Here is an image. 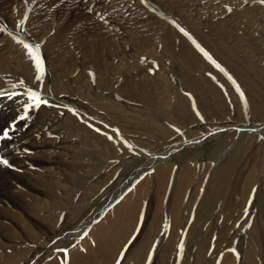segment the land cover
<instances>
[{"label":"rangeland","instance_id":"rangeland-1","mask_svg":"<svg viewBox=\"0 0 264 264\" xmlns=\"http://www.w3.org/2000/svg\"><path fill=\"white\" fill-rule=\"evenodd\" d=\"M32 1L16 0V3L14 0H0V26H3L1 19L3 18L1 17L2 6H6L3 12L6 18L10 15L12 17L11 20L14 22V18L20 14L18 10L23 12V8H26ZM96 1L60 0V3L68 5L66 8L79 6V8L77 7V11L82 12L79 14L81 18L93 17L94 15L97 16L104 13L108 14H104V16L106 15L110 18L111 8L109 9L107 2L117 5L114 8V12L116 13L114 17L121 19L123 22L114 20L110 23L119 26V31L121 32L117 31V35L120 36L121 34V38L127 40L123 43L124 40L115 38L116 35L113 37L107 35L106 38L114 39V41H111L113 51H109V53L105 52L107 57L102 53L95 57L97 58L95 61L98 60L104 63V65H106V62L110 63L109 67L103 66L104 72H99L106 76L105 78H101L102 82L100 81L101 79L97 80L95 68L98 63H92V58L94 57L92 53V56L87 55L88 58L90 57L89 59H85L82 56L84 51L82 49L87 46L89 41H92L89 39L93 38L90 36L93 32L89 30L94 27V24L91 23L93 21L88 23L87 32L79 33L80 37L71 33V36L76 37L72 41H67V44L66 41L65 43L59 41V38L54 37L52 33L49 34L45 41L42 39L43 35L41 33L46 32V28H54L55 22L53 17L57 22H60L62 17H64V15L51 16L54 10L53 2L57 4L58 0H50L49 4L38 3L33 8V14L30 16L29 13H31L33 5H28L29 10L27 7V11L21 18L29 16L30 19H33L29 23L31 25L28 24L26 26L27 22L23 20L24 23H20V26L13 27L11 24L8 25L10 27L3 26L5 30H8L6 32L12 36L10 40H6L8 42L7 45L5 42H0V58L2 59L0 60V87L12 85L10 81L12 78L15 79L13 80L14 82L23 80L24 84L21 85L22 88L19 90L22 93L28 91V89H23L27 85L29 87L31 85L37 91L50 93V88L52 87V83H54V76H56L57 90L61 88L60 90L62 91L61 95L56 96L57 99L63 97L72 98L73 100L77 99L78 97L63 95L65 94L64 91L70 93V90L77 96L78 90H76V87L80 84L70 82V77H74V75L62 72L56 66H51L52 61L47 60L50 57H46L44 52V48L52 52L49 45H58L56 49H58L57 52L59 53L55 54V58L58 61L73 59L79 65L83 61L87 62L84 74L89 76L88 86L85 87L89 96L86 110L88 115L86 117L81 115L79 111L80 106L75 103L69 109L73 117L72 115L66 116L62 113L59 119L56 117L54 120L39 122L38 117L43 113L40 112L43 111V105L39 108L33 107L34 109L31 108L30 110V108H27V104L30 102L25 101L27 98L7 99L8 104L6 105L5 103L7 102L0 103V112L4 120L9 119L10 115L14 113L17 114L18 111L20 113L17 116L18 118L16 117V121L13 119L15 123L12 120L9 121L11 123L10 127L13 130L17 129L23 122H27L26 126L28 127H26V130H30L33 125L39 130H44L46 124L49 125L48 123L52 122L55 128L57 127L58 130L64 132L65 135H61L65 136L64 139L60 138L62 141L69 138L75 139L81 148L89 149V151L87 150L82 155L81 162L75 160V165L78 168L67 163L68 160L55 165L63 173V179L60 181L61 185L62 183L63 185L59 189L60 191L67 190L68 194L59 192V196L54 197L50 194L51 189L46 188L43 191L40 201L45 204L41 215L44 221H40L41 219L38 220V218L30 220L29 230L20 229V223L15 224L13 222L21 231L17 229L20 232L18 235H23L20 239L16 238V235L12 239L16 238V244L21 242L20 245L27 246L34 252L29 254V258L23 264H33L34 260L40 259L37 256L39 255L38 252L41 253V257H46L51 253L52 248L59 247L71 251L67 255V264H117L118 259H120V264H264V162H262L264 160V150L261 147V142H264V132L258 129L256 131L248 129L249 127H261V129L264 127V19H261V16L264 17V4L263 6L259 5L261 4L260 0H182L181 3L179 0H170V3L165 0H137V2H135L136 0H127L129 2H123L122 0H107L106 2V0H100V7L95 9ZM40 2H44V0H40ZM128 3L129 5H127ZM136 3L139 4L137 5ZM180 4L182 6L180 7L181 12L178 8ZM133 5H137V7L135 8ZM254 8L259 12H254ZM105 9L109 12H105ZM127 12L128 15H124ZM137 13H140V15ZM132 14L134 17L131 16ZM252 14H255L257 17L260 16L262 22L257 23L256 18ZM150 16L153 18H150ZM185 18L188 22L195 25L197 28L196 32H192L182 22ZM102 20L106 25L105 20ZM141 21L144 22L142 23ZM131 24L134 26L136 24V28L138 29ZM122 25L123 27L126 26L123 28L121 27ZM181 29L184 31H181ZM60 30L63 31L64 27L60 28ZM129 35L131 36L129 37ZM136 35L139 36L137 37ZM21 36L27 44L33 46L40 44V47L41 45L44 47L43 49L40 48V54L44 61V75L40 81L36 80L34 63L26 55V49H23V44L19 43L22 40ZM155 36L159 37L156 38ZM164 36L167 37L164 38ZM39 39L42 40L40 41ZM135 40L137 42H133ZM86 41L88 43L84 44ZM197 44L212 57V60L204 56L203 52L197 48ZM64 45L74 52L73 56L66 55V57L59 51L60 47ZM118 45L122 46L123 50ZM20 46H22L21 50L18 49ZM78 46H80V51L76 49ZM22 50L24 51L22 52ZM183 51L188 52V58L181 55ZM16 58L22 63L27 60L26 68L24 73L20 72L22 75L17 76L18 78H10V75H17L19 71L16 66ZM191 59L195 63L189 62ZM217 64L220 66L219 68L216 66ZM138 69L141 70L143 75L141 78L134 77V73L136 71L138 73ZM4 70L7 72H3ZM138 75L140 74L138 73ZM99 81L100 83H98ZM245 86H251V90H248ZM123 88L125 90L131 88L136 92L141 90L140 92H146L148 96L137 97L134 94L126 95L120 92ZM241 92L243 96H241ZM55 94V90L50 93L51 98ZM93 96L97 100L99 98V101L94 102L96 99ZM11 98L13 99L14 97ZM92 98L94 100H91ZM63 105L66 108L67 106L68 108L70 107L68 104ZM52 109H56L55 111L61 113L63 107L59 103L58 105L54 103ZM136 115L138 116L137 119L134 118ZM21 117H24V119L21 120ZM83 122L87 124L88 129L86 126L83 127ZM225 125L231 129L234 126L240 128L238 129L239 131L237 129L228 131L229 134L225 135L224 141L222 140L223 143L221 142L219 146L216 145L214 147L215 141L221 139L217 134ZM5 127H8V125ZM241 128L243 129L241 130ZM97 129H99V134H97L98 131L94 132ZM4 131H7V129ZM35 132L37 134L43 133V131L36 130ZM210 132H213V140L208 139L207 142H199V138H203V136L208 135ZM257 133L262 134L263 138ZM0 135H2V130H0ZM256 136L258 137L256 139L257 142L253 139ZM80 138L82 141H80ZM4 139H0V147H2ZM98 141L100 143H97ZM186 142H194L198 146L189 147L187 150L183 149L179 152L181 149L180 145ZM9 143L11 144V142ZM87 144L89 145L86 146ZM171 147L172 149L169 151ZM191 151L193 155L188 157V152ZM1 154L2 150H0V157L3 156ZM154 156L158 160L151 164L150 162ZM3 157L6 159L5 156ZM232 158L235 164L238 163L240 169L246 163L250 164L251 162L249 167L254 166L253 172L251 171L248 183L245 182V184L243 183L245 176L241 174L243 177L241 180L243 181L238 191V203L236 207L230 206L231 209H226L223 213L219 211L218 215H212L214 219H210L209 221L207 219L211 216L210 213L214 214L213 212L218 209L220 204L219 191L222 190L226 182H224L223 175L241 177L240 170L234 168ZM189 160H192L190 165L201 166L205 163L206 168L202 169L203 172L201 170L200 173L192 177L191 185L197 179L195 181L197 182L195 186L196 190L193 189L192 191L191 185H184L183 183L185 189L188 187L191 190L187 189L182 201L175 205L176 210L174 213H176V216H174L176 218L172 216V222H170L171 212L169 208L171 207L168 204L169 197L167 198V194L172 185L170 181L175 167L172 168L171 178H169L170 180L167 185L164 183L167 176H163L162 182L158 181L157 175L153 173L154 167L158 165L159 161H161V164L171 166L173 164L178 165L177 162H184L186 165L188 164L186 161ZM99 163L100 165H98ZM184 164L182 163V165ZM68 165L72 167V170ZM217 165L220 167L219 171L216 168ZM148 173L150 179L149 188L145 190L144 187L142 189L143 192L141 191V202H139L138 206L136 224L134 229H132L134 232L131 233L132 235L125 232L124 234L127 233L125 236L123 233V236L116 234L118 238L112 237L109 241L114 248V255L112 254L110 257L109 255H105V253H100L96 245L90 243L89 239H87L88 236H84L81 239L82 244L88 246H85V250H80L78 247L76 249L78 241H74L73 243L66 241L68 234L83 232L80 231L84 229L85 220L89 226L93 225L94 219H98L106 207V212H108L112 207L118 205L121 199L127 198L128 195L130 196L133 186L135 187L139 184ZM89 174H91L90 181L92 180L90 184L94 183L97 177L103 176L109 179L107 184L103 186L107 188L104 190L102 187L103 189L96 196L93 195V197H89L92 189H88L87 185L82 186L83 183L89 185L87 181ZM128 186L131 189L128 190ZM158 186H165V188L162 187L164 188L162 190L164 193L159 204L156 203L158 202L156 196L158 195ZM191 193L192 196L190 197ZM119 196L121 197L117 198V200L116 197ZM52 210L56 216L55 225L50 215ZM133 215L134 213L131 214V216ZM144 218H146L145 222L143 221ZM179 221L180 224H178ZM213 222L219 233L217 231L215 232V237L214 235L210 237V243L208 244L207 241L206 244L207 250H205L204 255L199 256V239L205 235L203 232L209 226V223L210 228L213 229ZM53 225L55 229L60 226L63 227L62 231L58 232V235L55 237L53 235L47 236L48 232L46 229L50 231L49 228L45 230L36 228L37 226L53 227ZM179 229L181 230L179 231ZM201 233L203 235L200 236ZM113 243L118 247V251ZM121 243H124V245ZM181 244H183L182 250L179 248ZM215 245L218 246L214 247ZM89 248L91 249L89 250ZM221 250L222 252H220ZM216 251H218V254H216ZM58 252L62 253L63 251ZM122 252L124 253L123 259H121ZM212 252H215V254ZM60 253H58V260H61L64 264L65 255H60ZM51 256V259L55 258L53 252ZM211 256L213 259L210 258ZM74 257L76 258L74 259ZM202 261L206 262L203 263Z\"/></svg>","mask_w":264,"mask_h":264},{"label":"bare ground","instance_id":"bare-ground-1","mask_svg":"<svg viewBox=\"0 0 264 264\" xmlns=\"http://www.w3.org/2000/svg\"><path fill=\"white\" fill-rule=\"evenodd\" d=\"M12 1V0H11ZM16 2V0H14ZM49 1L50 0H44V2H40V0H33L32 2H30L28 5H33L32 8H31V13H29V16L31 14H33V8L36 7V5L38 3H45V4H49ZM59 2L56 4L55 2H53L54 6V10H53V15L51 16H58V15H64V17H62V21L60 20V22L57 20L55 21L54 17H53V20L55 22V25H54V28H51L52 29H48L46 28L44 33H41V35H43V38L44 41L45 39L49 36L50 33H52V35L54 37H57L59 38V41H63L65 43L66 41V44H67V41H72L73 38H75L76 36H81L79 33H85L87 32V27H88V23L91 22L92 24H94V27L92 29H89V30H92V34L90 36H92L93 38L89 39V40H92V41H86L84 42L85 43H88L87 46L82 49L84 50L83 51V58H88L87 55H90V56H94L92 58V63H98L100 61H95L98 56V54L101 55L104 54L105 57L106 53H109V51H113V48H111V46L113 47V44L111 41H114V39H109V38H106L107 35H109L110 37H113L116 35L115 38H121V34L120 36L117 35V31L120 30V27L117 26V25H112L110 22H113L114 20L115 21H122L121 19L119 18H115L114 15L116 14L114 11V8L117 6L116 4H112L111 2L108 3L107 0V4H109V9L111 8L110 10V18H108V16H104V14H107V13H104V14H98L97 16H95V18L93 17H87V18H81L80 17V11H77V7L79 8V6H75V8L73 6L71 7H67L68 5H63L60 3V0H58ZM99 1L100 0H97V4L95 6V9L96 8H99L100 5H99ZM109 1V0H108ZM123 2H126L127 0H122ZM143 1V0H142ZM166 2L170 3V0H165ZM182 0H179V2L181 3ZM225 1V0H224ZM232 1V0H231ZM235 1V0H234ZM259 1V0H257ZM129 2V1H127ZM137 2V0L135 1ZM193 2V1H192ZM247 2V1H246ZM9 3V2H8ZM17 3V2H16ZM22 3V2H21ZM89 3V1H88ZM140 3V2H139ZM139 3H136L137 5ZM146 3V2H145ZM232 3V2H231ZM240 3V1H239ZM1 4V2H0ZM23 4V3H22ZM123 4V3H121ZM132 4V3H131ZM4 5V4H3ZM27 5V7H28ZM89 5V4H88ZM92 5V4H91ZM129 5V3L127 4ZM137 5H133L135 6V8L137 7ZM146 5V4H145ZM191 5V4H190ZM195 5V4H194ZM212 5V4H211ZM233 5V4H231ZM261 6H263V4H259ZM125 6V5H124ZM193 6V5H192ZM236 6V5H235ZM1 7V6H0ZM27 7L26 8H23V12L18 10V13L20 12L19 15H17L15 18H14V22L11 20L12 17H10V15H8V18H6V16L4 15V10L6 9V6H2V15L1 18L2 19V23H3V26L6 27L8 25H12L13 27H16V26H20V22L18 21H21V20H26L27 24L26 26L31 23V21L33 19H30L29 16H27V18H21V16L27 11ZM92 7V6H91ZM132 7V5H131ZM181 4L178 6V8L180 9ZM190 7V6H189ZM188 7V8H189ZM45 8V7H44ZM130 8V7H129ZM134 8V7H133ZM132 8V9H133ZM141 8V7H140ZM131 9V8H130ZM28 10H29V7H28ZM215 10V9H214ZM1 11V9H0ZM45 11V10H44ZM97 11V10H96ZM259 12L256 8H254V12ZM105 12H109V11H106L105 9ZM129 12V11H128ZM128 12L125 13L124 15H128ZM148 12V11H147ZM180 12H181V9H180ZM17 13V12H16ZM103 13V12H101ZM133 13V12H131ZM135 13V11H134ZM133 13V14H134ZM133 14L131 16H133ZM138 14V13H137ZM136 14V15H137ZM146 14V12H145ZM108 15V14H107ZM135 15V16H136ZM140 15V13L138 14ZM149 15H151L149 13ZM148 15V16H149ZM264 15V13H263ZM34 16V15H33ZM40 16V15H39ZM130 16V15H129ZM130 16V17H131ZM147 16V15H146ZM153 16V15H152ZM150 16V18L152 17ZM253 17L256 18L257 20V23L258 22H262L261 19H264L263 16H261V19H260V16H256L255 14H252ZM43 17V16H42ZM134 17V16H133ZM141 18V16H139ZM35 18V17H34ZM132 18V17H131ZM136 18V17H135ZM153 18V17H152ZM8 19V20H7ZM51 19V18H50ZM78 19V20H77ZM104 19L105 22H106V25L104 24V21L102 20ZM59 20V19H58ZM85 20V21H84ZM131 20V19H130ZM134 20V18H133ZM136 20V19H135ZM152 20V19H151ZM150 20V21H151ZM160 20V19H159ZM40 21V20H39ZM117 21V22H118ZM132 21V20H131ZM140 21V20H139ZM157 21V20H156ZM50 22V21H49ZM123 22V21H122ZM135 22V21H134ZM132 22V23H134ZM136 22H138L136 20ZM142 22V21H141ZM144 22V21H143ZM142 22V23H143ZM148 22V21H146ZM145 22V23H146ZM154 22V21H153ZM190 30H192V32H196V27L193 23H190L186 20H183L182 21ZM90 23V24H91ZM130 23V22H129ZM139 23V22H138ZM144 23V24H145ZM43 24V23H42ZM118 24V23H117ZM140 24V23H139ZM147 24V23H146ZM145 24V25H146ZM149 24V23H148ZM159 24V23H158ZM261 24V23H260ZM31 25V24H29ZM36 25V24H35ZM44 25V24H43ZM42 25V26H43ZM47 25V24H46ZM45 25V26H46ZM50 25V24H49ZM127 25V24H126ZM125 25V26H126ZM132 25V24H131ZM143 25V24H142ZM143 25V26H145ZM152 25V24H151ZM3 26H0V29H2V31H0V42H5L6 45H7V41L6 40H10L11 39V36L9 35V33H7L6 31L8 30H5L3 28ZM38 27V25H36ZM124 26V27H125ZM133 27L136 28V24L135 26L132 25ZM147 26V25H146ZM156 26V24H155ZM10 27V26H8ZM7 27V28H8ZM35 27V26H34ZM33 27V28H34ZM64 27V30L61 31L60 28ZM114 29H113V28ZM123 27V25L121 26ZM123 27V28H124ZM138 27V26H137ZM148 27V26H147ZM157 27V26H156ZM160 27V26H158ZM146 28V27H145ZM164 28V26H163ZM138 29V28H136ZM32 30V28H31ZM133 30V28H132ZM156 30V29H155ZM161 30V29H160ZM129 31V29H128ZM127 31V33H128ZM137 31V30H135ZM158 31V30H156ZM16 32V31H15ZM35 32V31H34ZM43 32V31H42ZM121 32V31H119ZM118 32V33H119ZM144 32V31H142ZM141 32V34H142ZM73 33L75 34L76 36H71L70 34ZM138 33V32H137ZM146 33V32H145ZM148 33V32H147ZM158 33V32H157ZM79 34V35H78ZM129 34V33H128ZM131 34V33H130ZM136 34V33H135ZM140 34V33H139ZM156 34V33H154ZM152 34V35H154ZM45 35V36H44ZM159 35V34H158ZM89 36V35H88ZM131 35H129L130 37ZM133 36V35H132ZM137 37L139 35H136ZM136 36H135V39H136ZM143 36V35H142ZM147 36V35H146ZM84 37V36H82ZM123 37V36H122ZM145 37V36H144ZM156 38L159 37V36H155ZM167 37V36H164V38ZM20 38V37H19ZM89 38V37H88ZM126 38H128L126 36ZM162 38V39H164ZM21 39L23 40V37L21 36ZM41 39V40H42ZM122 39V38H121ZM131 39V38H130ZM149 39V38H148ZM147 39V40H148ZM40 40V39H39ZM40 40V41H41ZM77 40V39H76ZM124 40V39H122ZM127 40V39H126ZM124 40L123 43L126 41ZM159 40H161L159 38ZM24 41V40H23ZM43 41V43H44ZM58 41V40H57ZM83 41V40H82ZM119 41V40H118ZM116 42V40H115ZM113 42V43H115ZM133 42H137V40L133 41ZM139 42V41H138ZM10 43V42H9ZM25 43V42H24ZM42 43V44H43ZM61 43V42H60ZM59 43V44H60ZM166 43V41H165ZM2 44V43H1ZM58 44V43H57ZM69 44V43H68ZM75 44V43H74ZM140 44V43H139ZM5 45V46H6ZM40 45V44H38ZM70 45V44H69ZM116 45V44H115ZM121 45V44H120ZM118 45L119 47H121L122 49V46ZM166 45V44H165ZM9 46V45H8ZM12 46V45H11ZM19 46V45H18ZM45 46V45H44ZM50 49L52 50V52L50 50H48L47 48L45 49L43 47V45H41L40 48H44V52H45V56L46 57H50V59H47L51 62V66H56L58 69H60L62 72H67L68 74H72L74 75V77H70V82L71 83H78L80 85H77V89L78 90V93H77V96L74 95L70 90L68 92L64 91L65 94L63 95H69L70 97H78L77 99L73 100L72 98H61V99H57V95H61V88L59 90H57V85H56V81L55 79L57 78L56 76H54V83H52V87L50 88L51 89V92L52 93L54 90L56 91V94L55 95H52V98H51V95L49 92L45 93V91H38L41 95L42 98L44 99H47L48 100V104L47 105H43L42 106V109L43 111H40V112H43L39 115V122H47V120H54V118L57 117V119H59L61 116H62V113H64V115L68 116V115H72L73 117V114L71 111H69V109L71 108V106H73V104L77 103L78 106H80L79 108V111L81 112V115L83 117H86V115H88L86 113V110H87V101H89V96L87 95V89L85 88L86 86H88V82H89V76L88 75H85V67L87 66V62L83 61L81 62V64L79 65V63L77 61H73V59H70V58H67V59H70V60H67V61H58L56 58H55V54L56 53H59L57 52L58 49H56V47L58 45H49ZM61 46V44H60ZM81 46V45H80ZM76 47V49H78L79 51L81 50L79 47ZM168 46V45H167ZM4 47V46H3ZM22 46H20L18 49H20ZM107 47V48H106ZM136 47V46H135ZM166 47V46H165ZM7 48V47H6ZM17 48V47H16ZM61 49H59V51H61L65 56L66 55H71L73 56V53L72 50L70 48H68L67 46H63V47H60ZM118 48V47H117ZM116 48V49H117ZM23 49L25 50V48L23 47ZM90 49V50H89ZM21 50V49H20ZM22 50V52L24 51ZM55 50V51H54ZM115 50V49H114ZM123 50V49H122ZM179 52V51H178ZM185 52V53H183ZM181 53V55L185 56L188 58V52L187 51H183ZM17 53V52H16ZM27 53V52H26ZM92 53V55H91ZM125 53V52H124ZM123 53V55H124ZM7 54V53H6ZM51 54V55H50ZM97 54V55H96ZM121 54V53H120ZM150 54V53H149ZM27 55V54H26ZM48 55V56H47ZM96 55V56H95ZM122 55V54H121ZM120 55V56H121ZM63 56V55H62ZM70 56V57H71ZM59 57V56H58ZM67 57V56H66ZM184 57V58H185ZM27 59V58H26ZM102 59V57H101ZM220 59V58H218ZM0 60H2L0 58ZM21 60V59H20ZM65 60V59H64ZM103 60V59H102ZM184 60V59H183ZM8 61V60H7ZM11 61V60H10ZM80 61V60H78ZM2 62V61H1ZM27 62V60H26ZM26 62H21L19 61V59L16 58V66L18 67V74L17 75H10L9 77H17V76H20L22 74H20V72H23L24 73V70L26 68ZM189 62L191 63H195L192 59L189 60ZM116 63V62H115ZM96 65L97 67L95 68V73H96V76H97V80L98 79H101V78H105L106 76L104 74H101L99 72H104V67L103 66H108L110 65V63L108 64L106 62V65H104V63L100 62L99 65ZM119 64V62H118ZM264 64V63H263ZM115 65V64H114ZM193 65V64H192ZM148 67V66H147ZM113 68V67H112ZM136 68V67H135ZM0 69H1V66H0ZM106 69V68H105ZM27 70V69H26ZM119 70V69H117ZM147 70V69H146ZM1 71V70H0ZM35 71V70H34ZM54 71V70H53ZM75 71H77L76 73H74ZM134 71V70H133ZM136 71V70H135ZM3 72H7L6 70H4ZM55 73V71H54ZM138 73L141 75H138ZM138 73L137 71L134 73V77L135 78H141L143 75L141 73V70L138 69ZM6 74V73H5ZM35 74V73H34ZM87 74V73H86ZM152 75V74H151ZM150 75V76H151ZM140 76V77H139ZM22 77V76H21ZM20 77V78H21ZM27 77V76H26ZM18 78V77H17ZM6 79V78H5ZM24 79V78H23ZM13 80L15 79H10V81L12 82V85L8 86V87H0V92H3V93H7L6 96H2L0 95V103H5L8 104V100H15V99H20V98H27V100L25 101H29V97L27 95V91H24L23 93L20 92L19 90H21V85H23L24 83H21V79L19 80L20 82L16 81L14 82ZM23 81V80H22ZM102 82V79L100 80ZM100 81L98 83H100ZM7 82V81H6ZM10 82V83H11ZM9 83V82H8ZM30 85V84H29ZM76 86V85H75ZM248 90H251V86H245ZM90 88V87H89ZM23 89H32V90H35L37 91L35 88H32V86L30 85V87L27 85V87H23ZM38 89V88H37ZM94 89V88H93ZM83 90V91H81ZM84 91H86V93H84ZM141 91V90H140ZM140 91H134V89H127L125 90L124 88L120 91L121 93L123 94H126V95H130V94H134L136 95L137 97H145V96H148L146 92H140ZM12 93H15V95H12ZM72 93V94H71ZM91 93V92H90ZM90 95V94H89ZM11 97H14L13 99ZM60 97V96H59ZM95 97V96H93ZM96 99V97H95ZM91 100H94L93 98ZM101 100V99H100ZM17 101V100H16ZM95 101H99V98L98 100H94ZM25 103V102H24ZM56 103L58 105V103L60 105H62L63 109H62V112H58V111H55L54 109H52L53 107V104ZM27 104V103H26ZM63 104H68L70 105V107L67 108L63 105ZM10 107V106H9ZM16 107V106H15ZM57 107V106H55ZM11 108V107H10ZM22 108V107H21ZM24 108V107H23ZM33 108V107H32ZM13 109V107H12ZM26 109V108H25ZM34 109V108H33ZM31 110V108H30ZM90 110V108H89ZM6 111V110H4ZM3 111V113H4ZM8 111V110H7ZM6 111V112H7ZM11 111V110H10ZM25 111V110H23ZM23 111H22V114H23ZM29 111V110H27ZM19 111L12 115H10L9 119L7 120H4V118L2 117L1 115V112H0V130H2V134H3V130L7 129L9 135L7 138H5L3 141H2V147H0V150H2V154L3 156L6 157V160L9 162V165L11 166H5V165H2L0 164V264H23L27 258H29V254H32L34 252L31 251V248L27 247V246H22L20 245L21 242H19V244H16V238H19L22 237V235H18L21 231L20 229H26V230H29L30 229V225H29V221L32 220V219H35V218H38L41 219L40 221H44V219L42 218V213L44 211V208H45V204L44 202H41L40 201V196L43 194V191L47 188V189H51L50 191V194L54 197H57L59 196V192L62 193V194H68V191L67 190H63V191H60V189L62 188V185L60 183V181L63 179V173L60 171V169L55 166L57 165L58 163H61V162H65L68 160L67 163H70L73 167L75 168H78L76 165H75V160H78L79 162H81V159H82V155L89 149H86V148H81V146L79 144H77L78 142L75 140V139H66L64 141H62L61 139H64L65 136H61V135H65L64 132H62L61 130H58V128L56 129L53 125L52 122L48 123L49 125L46 124V128L44 130H39L35 127V125H33V127L30 129V130H26V126L27 125V122H23L21 123V125L19 127H17V129L13 130L10 126V120L13 121V119H15L16 121V117L19 115ZM4 116V115H3ZM8 116V115H7ZM90 116V115H89ZM71 117V118H72ZM93 117V116H92ZM137 115L134 117L137 119ZM8 118V117H7ZM18 118V117H17ZM20 118V117H19ZM66 118V117H65ZM78 118V117H77ZM24 119V118H23ZM19 120V119H17ZM22 120V119H21ZM83 120V119H82ZM86 120V119H84ZM87 121V120H86ZM14 122V121H13ZM18 122V121H17ZM85 122V121H84ZM83 122V123H84ZM92 122V121H91ZM15 123V122H14ZM88 123V122H87ZM20 124V123H19ZM57 124V123H56ZM6 125H8V127H5ZM44 125V124H43ZM59 126V125H57ZM88 129V126L86 123L83 124V127H85ZM95 126V125H94ZM38 127V126H37ZM42 127V125H41ZM104 127V126H103ZM240 127H237V126H234L232 129L225 125L224 128L222 127L221 131L217 134L218 137H220L221 139H218L216 140L218 143L216 144V141L214 143V147H216V145H220V143L222 142L223 139H225V135H228V131H232L234 129H239ZM80 129H82V127H80ZM243 128H241L242 130ZM249 130L251 129H254L256 131V129H258L259 131L261 132H264V127L261 129V127H257V128H252V127H249L248 128ZM36 131H40L43 133L41 134H37ZM246 131V129H244ZM28 131V132H27ZM58 131V132H57ZM94 131V130H93ZM97 130H95L94 132H96ZM239 131V130H238ZM248 131V130H247ZM25 132H27L25 134ZM89 132V131H88ZM253 132V131H252ZM84 134V133H83ZM99 134V131L98 133ZM95 134V135H97ZM258 135H262L260 133H257ZM101 135V134H100ZM231 135H233V133H231ZM83 137V136H82ZM81 137V138H82ZM85 137V136H84ZM200 137V136H199ZM213 132H210L208 135L206 136H203V138H199V142L201 143H204V142H207L208 139H211L213 140ZM251 137V136H249ZM262 137V136H261ZM61 138V139H60ZM80 138V139H81ZM198 138V137H197ZM258 137L256 136V138H253L255 141ZM263 138V137H262ZM58 139H60L58 141ZM82 141V139L80 140ZM85 141V140H84ZM224 141V140H223ZM262 141V140H261ZM8 142H11V144L9 145ZM77 142V143H76ZM257 142V141H256ZM259 142V140H258ZM97 143H100V141H98ZM223 143V142H222ZM171 144V143H170ZM262 144V148L264 150V142L262 141L261 142ZM89 144H87L86 146H88ZM194 146H198L197 144H195L194 142H191V143H183L182 145H180L181 149L179 150V152L183 149H186L189 148V147H194ZM223 146V144H222ZM80 147V148H79ZM171 148H169V151H170ZM194 150V149H193ZM168 151V152H169ZM196 151V150H195ZM201 151V150H200ZM163 152V151H162ZM185 152V151H184ZM194 152V151H193ZM235 152V151H234ZM164 153V152H163ZM166 153V152H165ZM1 154V156H2ZM168 154V153H167ZM189 156L190 157L191 155H193L192 151L191 152H188ZM213 154V153H212ZM211 155V154H209ZM208 155V156H209ZM2 156V157H3ZM156 156V155H155ZM153 158V160L150 162L151 164H153L156 160H158L157 157ZM164 156V154H163ZM187 157V156H186ZM231 157V156H229ZM4 158V157H3ZM212 158V157H211ZM216 158V157H215ZM236 158V157H235ZM123 159V158H122ZM181 159V158H180ZM194 159V158H193ZM209 159V158H208ZM119 160V159H118ZM161 160V159H160ZM121 161V160H120ZM175 161V159H174ZM178 161V160H177ZM235 161V159H234ZM166 162V161H165ZM188 162V164H184V162H177L178 165H171V166H166L168 164H161V161H159V163H157L158 165L156 167H154V171L153 173H155V175H157L158 177V181L160 180V182H162L163 180V176H167V178L165 179L164 183L167 185L169 183V178L170 175H171V171H172V168H174L173 170V177L171 178V181L170 183L172 184L171 185V188L170 190H168V194H167V198H168V204L170 205L171 208L170 209V217H171V221L172 222V216H174L176 213L175 210H176V207L175 205L182 201L183 199V196L184 194L187 192V189L188 190H191L190 188L186 187L185 189V186H183V183L184 185H191V181H192V177L193 175H197L198 173H200V171L204 168H206V165L205 163L202 164L201 166L200 165H195V164H192L190 165V162L192 163V160L190 161H186ZM262 162H264V160H262ZM122 163H123V160H122ZM171 163V162H170ZM175 163V162H174ZM182 163L184 165H182ZM232 163L234 165V168L235 169H238L240 170V176L241 174H244L245 178H244V181L241 180L243 179V177H237L235 175H231L230 177H228L226 174L223 175V178H224V182H225V186L222 188L220 192V204L218 206V209L213 212L214 214H211V216L208 217L207 220L210 221V219H214V217L212 218V215L213 216H217L219 213V211L221 213H223L224 211H226V209H231V207L233 206L234 208L236 207V204L238 203V191H239V188L241 186V182L243 181V183L245 184V182L248 183V179L250 178V175H251V171L254 169V166H250L251 165V162L250 164L249 163H246L245 166H241L242 168L240 169V166L238 165V163H234L233 162V158H232ZM262 164V163H261ZM100 165V163L98 164ZM97 165V167H98ZM262 166V165H261ZM68 167H71L68 165ZM215 167V166H213ZM259 167V166H258ZM67 168V167H66ZM124 168V166H123ZM218 168L217 170L219 171L220 167L219 165H217ZM257 168V167H256ZM261 168V167H260ZM102 169V168H101ZM117 169V168H116ZM71 170H72V167H71ZM98 170V169H97ZM112 170V169H110ZM207 170V169H206ZM237 170V171H238ZM80 171H81V166H80ZM100 171V170H99ZM212 171V170H211ZM12 172V173H10ZM70 172V171H69ZM108 172V171H107ZM113 172V171H112ZM115 172V171H114ZM203 172V170H202ZM253 172V171H252ZM77 173V172H76ZM92 173V172H91ZM152 173V174H153ZM205 173V172H204ZM7 174V175H6ZM94 175V173H92ZM111 174V173H110ZM219 174H222V173H219ZM219 174H218V177H219ZM234 174V173H233ZM140 175V174H139ZM154 175V174H153ZM262 175V174H261ZM109 176V175H108ZM112 176V175H111ZM90 177H91V174H89L88 178H87V181L89 183L86 184V183H83L82 186H88V189H92V193H90L89 197H93V195L96 196V194L101 190L103 189L104 185L107 184V182L109 181V179L104 178L103 176L102 177H97V174H96V179L94 180L95 182L94 183H91L90 182ZM156 177V176H155ZM200 177V175H199ZM204 177V176H203ZM84 178V177H82ZM82 178H80L82 180ZM165 178V177H164ZM206 178V177H204ZM66 180V179H64ZM153 180V179H152ZM197 180V179H196ZM196 180L193 181V184L191 185V188H192V191L193 189H195V186H196V183L195 182ZM220 180V179H219ZM246 180V181H245ZM149 173L146 175V177L142 178V181L137 184L135 187L133 186V189L131 190V195L127 198L124 197L123 199H121V202L116 205L115 207H112L111 210H109L108 212H106L107 210V207L102 211V213L99 215L98 219H94V222H93V225L91 224V226H89V224L86 222L85 220V226H84V229H81L80 232L82 233H79V232H75L73 234H68L67 235V240L66 241H70V242H74V241H78V246H76V249L78 247V249L80 250H85V246L84 244H82V240H81V236H84V233L87 232L88 233V238L90 243L96 245V247L98 248V250L100 251V253H105V255H109L111 257V255L113 254V251H114V248L112 247V245L109 243V241L112 239V237H115L116 239L118 237H116V234L117 235H122V233L124 234L125 232L129 233L130 235H132L131 233L134 232L132 229H134L135 227V224H136V219H137V212H138V206H139V202H141V191L143 192V188L145 187V190H148L149 188ZM136 182V181H135ZM211 182V181H210ZM222 182V181H221ZM133 183V182H132ZM131 183V184H132ZM223 183V182H222ZM246 183V185H247ZM93 184V185H92ZM96 184V185H95ZM95 185V186H94ZM165 185V186H166ZM170 185V184H169ZM199 185V183H198ZM223 185V184H222ZM94 186V187H93ZM131 186V185H130ZM130 186H128V190L131 189L129 188ZM165 186H158L159 187V190H158V195L157 198H158V202L156 203H160L161 202V198L163 196V193L162 190L165 188ZM245 186V185H243ZM103 187V188H102ZM164 187V188H162ZM200 187V186H198ZM60 188V189H59ZM107 188V187H106ZM104 188V190L106 189ZM197 188V187H196ZM196 190V189H195ZM218 192V191H217ZM167 193V192H166ZM165 193V194H166ZM129 194H130V191H129ZM214 194V193H213ZM166 196V195H165ZM192 196V193L190 194V197ZM121 196L119 197H116V199L120 198ZM217 198V196H216ZM219 198V197H218ZM117 199V200H118ZM165 199V198H164ZM236 200V201H235ZM141 204V203H140ZM181 204V203H180ZM215 204V203H214ZM200 205V204H199ZM211 206V205H210ZM216 206V205H215ZM231 206V207H230ZM150 208V207H149ZM159 208V206H158ZM216 209V208H215ZM159 210V209H158ZM157 210V211H158ZM167 211V210H166ZM165 212V210H164ZM100 213V212H99ZM133 216H131V214H133ZM174 213V214H173ZM126 214L128 215L126 217ZM130 214V215H129ZM185 214V213H184ZM50 215H51V218L54 220V225H55V220H56V216H55V213L53 212V210L50 212ZM181 215V214H180ZM197 215V214H196ZM207 215V214H206ZM146 216H147V213H146ZM176 216V215H175ZM174 216V217H175ZM147 218V217H146ZM146 218H144V222L146 221ZM176 218V217H175ZM174 218V219H175ZM85 219V218H84ZM126 219V220H125ZM174 219H173V222H174ZM178 220H179V217H178ZM205 220V219H204ZM13 222L15 224H19L20 223V229H18V226L17 225H14ZM176 223V222H175ZM175 223H173L175 225ZM203 223V222H202ZM34 224V223H33ZM177 224V223H176ZM180 224V221L179 223ZM35 225V224H34ZM42 225V224H41ZM54 225L53 227H47V226H37L36 228L38 229H42V230H45L46 228H49L50 231L48 229H46V231L48 232V235L47 236H50V235H53L54 237L58 235V232H61L63 227L60 226L58 227L57 229L54 228ZM204 227H205V223L203 224ZM208 225V224H206ZM28 227V229H27ZM213 229L210 228V223H209V226L206 228V230L203 232L205 233V235H203V233L200 234L203 235L202 237H200L199 239V248H198V253L199 256L202 254L204 255V252L206 249V244H207V241H208V244L210 243V237L214 235L215 237V232L219 233V230L216 228V226L214 225V222H213ZM169 228V227H168ZM20 231H18V230ZM89 230V231H87ZM173 230V229H172ZM181 229H179L180 231ZM32 231H35V230H32ZM175 231V230H173ZM36 232V231H35ZM79 233V234H77ZM126 233V234H127ZM142 233V232H141ZM174 233V232H173ZM182 233V231H181ZM180 233V234H181ZM37 234V233H36ZM124 234V236L126 235ZM179 234V233H178ZM15 235L17 236L14 240L12 239L13 236L15 237ZM141 235V234H140ZM123 236V235H122ZM173 236V235H172ZM179 236V235H178ZM183 236V235H182ZM25 238V237H24ZM48 239V238H47ZM30 240V239H29ZM127 240V239H126ZM125 240V241H126ZM21 241H23L21 239ZM113 241V240H112ZM124 241V243H125ZM213 242V241H212ZM11 243V245H10ZM124 243L122 245H124ZM178 243V242H177ZM114 244V243H113ZM126 244V243H125ZM115 245V244H114ZM113 245V246H114ZM32 246V245H31ZM30 246V247H31ZM116 246V245H115ZM218 246V245H217ZM216 245L214 247H217ZM88 247V246H86ZM117 247V246H116ZM115 247V248H116ZM120 247V246H119ZM209 247V246H208ZM213 247V248H214ZM220 247V246H219ZM218 247V249H219ZM7 248H9V250H7ZM36 248V247H34ZM60 248V247H59ZM59 248H52L51 250V253L48 254L46 257H41V253L38 252L39 255H37L40 259L38 260H34L33 261V264H63V262L60 260H58V251H56L57 249ZM93 248V247H92ZM123 248V247H122ZM61 249V248H60ZM91 248H89L90 250ZM117 251L119 250L118 247L116 248ZM216 249V248H215ZM38 250V249H37ZM214 250V249H213ZM116 251V252H117ZM52 252L54 254V259H51L52 258ZM115 252V253H116ZM218 254V251H216ZM222 252V250L220 251ZM227 252V251H226ZM71 253V251H67V255H69ZM215 254V252H212ZM211 253V255H213ZM60 255H65V253H60ZM114 255V254H113ZM215 256V255H214ZM218 256V255H217ZM224 256V255H223ZM76 257H74L75 259ZM212 258V256L210 257ZM216 258V257H214ZM213 259V258H212ZM218 259V258H217ZM203 260V259H202ZM264 260V259H263ZM203 263H205L206 261H202ZM212 262V261H211ZM201 263V262H200ZM91 264V263H90ZM202 264V263H201Z\"/></svg>","mask_w":264,"mask_h":264},{"label":"snow or ice","instance_id":"snow-or-ice-1","mask_svg":"<svg viewBox=\"0 0 264 264\" xmlns=\"http://www.w3.org/2000/svg\"><path fill=\"white\" fill-rule=\"evenodd\" d=\"M261 4H264V0H260ZM231 10V9H229ZM21 24L24 23L23 20H21L20 22ZM0 31H2V29H0ZM181 31H184L183 29H181ZM187 35V33H185ZM195 43V41H193ZM19 43L23 44L24 48L26 49L27 55L30 58V60L34 63L35 69H36V80L40 81L43 78L44 75V61L41 57L40 54V46L37 44L35 46L31 45V44H27L24 43V41H19ZM197 48L200 49L201 52H203L204 56L209 59L212 60V57L203 49L200 48V46L197 44L196 45ZM213 63H215V61H213ZM218 68L220 67L218 64L216 65ZM221 71H223V69H221ZM21 83H23V81H21ZM6 93L0 92V95H5ZM12 95H15V93H12ZM27 95L29 97L30 103L27 104V108H32V107H36L39 108L41 105H47L49 102L47 99H44L41 97L40 93L38 91L32 90V89H28L27 91ZM241 96H243V93L241 92ZM24 117H21V119H23ZM97 131H99V129H97ZM177 131H179V129H177ZM9 135L8 131H4L2 135H0V139H4L7 138ZM111 139V137H109ZM0 164L5 165V166H11L9 165V162L4 159L3 157H0ZM88 233L85 232L84 236H87ZM84 236H81V239L84 238ZM179 248L182 250L183 248V244L179 245ZM58 251H63L65 253V261L64 264H67V249H58ZM234 251V250H233ZM124 253H121V259H123ZM117 264H120V259L117 260Z\"/></svg>","mask_w":264,"mask_h":264}]
</instances>
